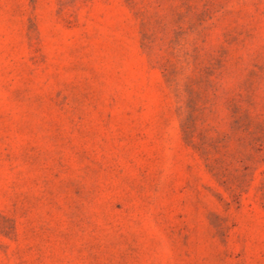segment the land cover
<instances>
[{
    "label": "rangeland",
    "instance_id": "rangeland-1",
    "mask_svg": "<svg viewBox=\"0 0 264 264\" xmlns=\"http://www.w3.org/2000/svg\"><path fill=\"white\" fill-rule=\"evenodd\" d=\"M0 264H264V0H0Z\"/></svg>",
    "mask_w": 264,
    "mask_h": 264
}]
</instances>
